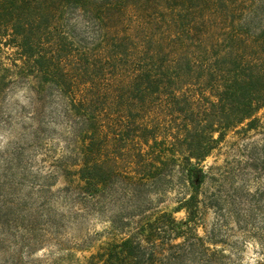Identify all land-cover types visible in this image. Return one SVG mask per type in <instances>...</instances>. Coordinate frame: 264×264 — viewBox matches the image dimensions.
Segmentation results:
<instances>
[{"label":"trees","instance_id":"16d2710c","mask_svg":"<svg viewBox=\"0 0 264 264\" xmlns=\"http://www.w3.org/2000/svg\"><path fill=\"white\" fill-rule=\"evenodd\" d=\"M86 1L0 0V36L16 46L21 67L71 94L85 118L84 165L77 173L89 194L112 190V178L122 174L138 194L175 168L191 190L175 207L187 212L185 219L140 203L122 211L114 222L127 236L93 255L91 264L227 263L225 252L211 246V232L197 231L208 177L203 162L230 131L260 121L264 6L145 0L155 15L170 9V19L160 29L150 24L143 39L114 25L102 36L106 47L95 52L87 45L74 50L70 32L57 28L65 12ZM130 4L137 2L115 3ZM110 134L118 151L104 154L102 138Z\"/></svg>","mask_w":264,"mask_h":264},{"label":"rangeland","instance_id":"374dc122","mask_svg":"<svg viewBox=\"0 0 264 264\" xmlns=\"http://www.w3.org/2000/svg\"><path fill=\"white\" fill-rule=\"evenodd\" d=\"M119 1L87 0L65 12L57 28L70 32L74 50L87 45L96 52L114 25L143 39L150 24L160 29L171 17L170 9L155 15L145 0L125 8ZM245 4L264 6V0ZM7 37L0 36V264H91L93 255L127 236L114 219L139 203L185 219L187 212L175 207L191 190L178 168L138 194L123 174L112 178V190L89 194L77 173L85 118L71 94L21 67ZM257 116L256 128L245 122L230 131L203 162L208 177L197 231L211 232V246L227 255L224 264H264V108ZM114 136H103L104 154L118 151Z\"/></svg>","mask_w":264,"mask_h":264}]
</instances>
